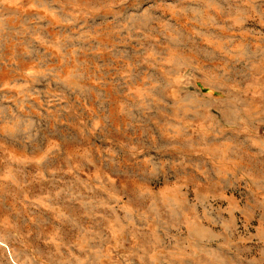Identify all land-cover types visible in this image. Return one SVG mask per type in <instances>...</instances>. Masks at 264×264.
Wrapping results in <instances>:
<instances>
[{
  "label": "rangeland",
  "instance_id": "obj_1",
  "mask_svg": "<svg viewBox=\"0 0 264 264\" xmlns=\"http://www.w3.org/2000/svg\"><path fill=\"white\" fill-rule=\"evenodd\" d=\"M0 264H264V0H0Z\"/></svg>",
  "mask_w": 264,
  "mask_h": 264
}]
</instances>
